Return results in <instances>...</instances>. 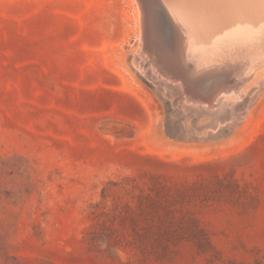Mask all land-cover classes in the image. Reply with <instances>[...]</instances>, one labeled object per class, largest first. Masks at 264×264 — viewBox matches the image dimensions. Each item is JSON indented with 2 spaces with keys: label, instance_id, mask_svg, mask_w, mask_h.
Segmentation results:
<instances>
[{
  "label": "rangeland",
  "instance_id": "374dc122",
  "mask_svg": "<svg viewBox=\"0 0 264 264\" xmlns=\"http://www.w3.org/2000/svg\"><path fill=\"white\" fill-rule=\"evenodd\" d=\"M209 1L0 0V264H264V0Z\"/></svg>",
  "mask_w": 264,
  "mask_h": 264
},
{
  "label": "bare ground",
  "instance_id": "6f19581e",
  "mask_svg": "<svg viewBox=\"0 0 264 264\" xmlns=\"http://www.w3.org/2000/svg\"><path fill=\"white\" fill-rule=\"evenodd\" d=\"M156 1H157V0H156ZM168 1H170V0H168ZM177 1H178V0H177ZM188 1H190V0H188ZM191 1H193V0H191ZM196 1H197V0H196ZM248 1H249V0H248ZM253 1H254V0H253ZM164 2H165V1H164ZM186 2H187V1H186ZM186 2H185V3H186ZM205 2H206V0H205ZM207 2L211 3L209 0H208ZM207 2H206V3H207ZM215 2H216V1H215ZM217 2H219V1H217ZM228 2H229V0H228ZM239 2H240V1H239ZM157 3H159V2H157ZM157 3H156V4H157ZM166 3H168V2H166ZM170 3L173 4V1H171ZM182 3H183V2H182ZM187 3L191 4L190 2H187ZM193 3H194V2H193ZM219 3H220V2H219ZM221 3H222V1H221ZM243 3H244V2H243ZM143 4H144L143 8L145 9L146 13H148V14L150 15V10H151L150 8L153 6V0H143ZM172 4H171V6H172ZM203 4H204V3H203ZM158 5H159V4H158ZM160 5H161V4H160ZM204 5H205V4H204ZM204 5H203V6H204ZM220 5H221V4H220ZM220 5H218V6H220ZM229 5H230V3H229ZM232 5H233V4H232ZM238 5H239V4H238ZM243 5H244V4H243ZM155 6H156V5H155ZM166 6H168V5H166ZM180 6H181V5H180ZM185 6H186V5H185ZM189 6H190V5H188V7H189ZM194 6H197V5H193V7H194ZM199 6H200V5H199ZM227 6H228V5H227ZM240 6H241V5H240ZM157 7L159 8V6H157ZM173 7H174L173 9H175V6H174V5H173ZM182 7H183V6H182ZM188 7H187V8H188ZM190 7H191V6H190ZM207 7H208V6H207ZM209 7H212V6L209 5ZM184 8H185V7H184ZM194 8H195V7H194ZM197 8L199 9L198 6H197ZM212 8H213V7H212ZM212 8H211V9H212ZM219 8H220V7H219ZM230 8H231V7H230ZM195 9H196V8H195ZM198 9H197V10H198ZM241 9H242V8H241ZM177 10H178V9H177ZM180 10H181V9H180ZM183 10H185V9H183ZM190 10H191V9H190ZM202 10H203V7H202L201 11H202ZM220 10H221V9H220ZM237 10H238V9H237ZM143 11H144V10H143ZM174 11H175V10H173V13H174ZM178 11H179V10H178ZM178 11H177V12H178ZM188 11H189V10L187 9V12H188ZM199 11H200V10H199ZM199 11H197V13H198ZM203 11H204V10H203ZM213 11H214V10H213ZM179 12H180V11H179ZM187 12L185 11V13H187ZM190 12H191V11H190ZM190 12H188V13H190ZM192 12H193V11H192ZM192 12L190 13V15L192 14ZM214 12H215V11H214ZM214 12H213V13H214ZM225 12H226V11H225ZM230 12H232V11L230 10ZM161 13H162V12H161ZM194 13H195V12H194ZM200 13H201V12H200ZM203 13H204V12H203ZM231 14H232V13H231ZM243 14L246 15L245 12H244ZM179 15H180V14H179ZM202 15H204V14H202ZM202 15H201V17H203ZM206 15H207V14H206ZM208 15H209V13H208ZM227 15H228V14H227ZM239 15H240V14H239ZM239 15H238V16H239ZM183 16H185V15H183ZM186 16H187V14H186ZM238 16H237V17H238ZM176 17H177V16H176ZM205 17H206V16H205ZM209 17H210V15H209ZM154 18H155V17H154ZM169 18H170V17H169ZM177 18H178V17H177ZM180 18H181V17H180ZM180 18H179V19H180ZM182 18H183V17H182ZM185 18H186V17H185ZM191 18H193V16H191ZM150 19L152 20V18H150ZM170 19H171V18H170ZM206 19H207V17H206ZM210 19H211V18H210ZM218 19H219V18H218ZM223 19H224V18H223ZM239 19H240V18H239ZM156 20H157V19H156ZM200 20H202V19L200 18ZM203 20H205V19H203ZM228 20H230V19H228ZM164 21H165V20H164ZM208 21H209V20H208ZM217 21H218V20H217ZM223 21H225V20H223ZM230 21H231V20H230ZM250 21H251V20H250ZM259 21H260V20H259ZM176 22H177V21H176ZM211 22H213V21H211ZM219 22H220V21H219ZM156 23H157V21H156ZM228 23H229V22H228ZM142 24H143V23H142ZM166 24H167V23H166ZM190 24H192V23H190ZM230 24H231V23H229V25H230ZM195 25H196V24H195ZM227 25H228V24H227ZM218 26H219V25H218ZM225 26H226V25H225ZM146 27H147V26H146ZM161 27H162V26H161ZM164 27H165V26H164ZM144 28H145V27H144ZM159 28H160V27H159ZM159 28H157V29H159ZM166 28H167V27H166ZM175 28H176V27H175ZM147 29H148V28H147ZM154 29H155V28H154ZM168 29H169V27H168ZM172 29H173V28H172ZM188 29H190V28H188ZM148 30H150V29H148ZM183 30H184V29H183ZM194 30H195V29H194ZM205 30H206V29H205ZM150 31H152V30H150ZM158 31H159V30H158ZM165 31H166V30H165ZM170 31H171V30H170ZM200 31H201V29H200ZM216 31H217V30H216ZM244 31H245V30H244ZM145 32H146V30H145ZM166 32H167V31H166ZM175 32H176V31H175ZM193 32H194V31H193ZM206 32H207V31H206ZM217 32H218V31H217ZM246 32H247V31H246ZM260 32H261V31H260ZM157 33H158V32H157ZM185 33H186V31H185ZM185 33H184V34H185ZM187 33H188V32H187ZM194 33H195V32H194ZM200 33H201V32H200ZM200 33H199V34H200ZM252 33H253V32H252ZM144 34H145V33H144ZM208 34H210V33H208ZM220 34H221V32H220ZM220 34L218 33V37H219ZM222 34H223V33H222ZM179 35H180V34H179ZM188 35H189V34H188ZM194 35H195V34H194ZM200 35H201V34H200ZM214 35H215V33H214ZM237 35H238V34H237ZM249 35H250V34H249ZM202 36H203V35H202ZM205 36H206V35H205ZM215 36H216V35H215ZM143 37H145V36H143ZM185 37H186V36H185ZM193 37H194V36H193ZM195 37H196V39L199 38V37L197 38L196 35H195ZM203 37H204V36H203ZM239 37H240V36H239ZM176 38H177V37H176ZM201 38H202V37H201ZM147 39H148V38H147ZM147 39H146V40L144 39V40L147 41ZM196 39H195V40H196ZM208 39H209V38H208ZM253 39H254V38H253ZM258 39H259V38H258ZM151 40H152V39H151ZM190 40H191V38H190ZM202 40H203V39H202ZM158 41H159V40H158ZM196 41H197V40H196ZM204 41H205V40H204ZM214 41H215V40H214ZM249 41H250V40H249ZM249 41H248V42H249ZM177 42H178V41H177ZM185 42H186V41H185ZM187 42H188V41H187ZM187 42H186V43H187ZM189 43H190V42H189ZM201 43H202V42H201ZM204 43H205V42H204ZM208 43H211V42H208ZM212 43H213V41H212ZM212 43H211V44H212ZM245 43H246V42H245ZM255 43H256V42H255ZM259 43H260V42H259ZM194 44H195V42L193 43V46L196 47V45H194ZM249 44H250V43H249ZM253 44H254V43H253ZM253 44H252V45H253ZM164 45H165V44H164ZM199 45H200V44H199ZM202 45H203V43H202ZM207 45H208V44H207ZM212 45H213V44H212ZM242 45H243V44H242ZM244 45H245V44H244ZM244 45H243V46H244ZM158 46H159V44H158ZM178 46H179V45H178ZM178 46H177V47H178ZM190 46H191V44H190ZM193 46H192V47H193ZM197 46H198V45H197ZM203 46H204V45H203ZM208 46H209V45H208ZM208 46H207V47H208ZM213 46L215 47L216 45H213ZM218 46H219V45H218ZM240 46H241V45H240ZM240 46H239V47H240ZM248 46H249V45H248ZM248 46H247V47H248ZM254 46H255V45H254ZM257 46H258V45H257ZM163 47H165V46H163ZM185 47H186V46H185ZM188 47H189V46H188ZM207 47H206V48H207ZM209 47H210V46H209ZM259 47H260V46H259ZM259 47H258V49H259ZM186 48H187V47H186ZM189 48H190V47H189ZM199 48H200V47H199ZM201 48H202V46H201ZM210 48H211V47H210ZM220 48H221V47H220ZM220 48H215V49H218V51H220V50H221ZM242 48H243V47H242ZM245 48H246V47H245ZM256 48H257V47H256ZM263 48H264V47H263ZM159 49H160V47H159ZM159 49H158V50H159ZM164 49H165V48H164ZM190 49H191V48H190ZM190 49H189V50H190ZM196 49H197V47L195 48V50H196ZM204 49H205V48H204ZM207 49H208V48H207ZM219 49H220V50H219ZM174 50H175V49H174ZM184 50H187V49H184ZM193 50H194V47H193ZM240 50H241V49H240ZM248 50H249V48H248ZM252 50H253V49H252ZM160 51H162V50L160 49ZM215 51H216V50H214L213 52L215 53ZM234 51H235V50H234ZM242 51H243V50H242ZM245 51L247 52V48L245 49ZM255 51H256V50H255ZM258 51H259V50H258ZM258 51H257V52H258ZM260 51H262V50L260 49ZM158 52H159V51H158ZM176 52H177V51H176ZM181 52H182V51H181ZM195 52H198V49H197ZM203 52H204V50H203ZM248 52H249V51H248ZM257 52H256V53H257ZM162 53H163V52H162ZM166 53H167V52H166ZM173 53H175V51H174ZM182 53H183V52H182ZM182 53H181V54H182ZM188 53H189V52H188ZM192 53H193V52H192ZM226 53H227V51H226ZM241 53H243V52H241ZM160 54H161V53H160ZM168 54H169V53H168ZM175 54H177V53H175ZM199 54H200V53H199ZM211 54H212V53H211ZM217 54H218V53H217ZM232 54H233V53H232ZM259 54H260V53H259ZM183 55H184V53H183ZM189 55H191V53H190ZM202 55H203V54H202ZM207 55H208V54H207ZM209 55H210V54H209ZM212 55H213V54H212ZM222 55H223V54H222ZM227 55H228V54H227ZM247 55H248V54H247ZM254 55H255V54H254ZM256 55H257V54H256ZM171 56H172V55H171ZM184 56H185V55H184ZM184 56H183V57H184ZM187 56H188V55H187ZM214 56H215V55H214ZM214 56L212 57L213 59H214ZM168 57H169V56H168ZM174 57H175V56H174ZM185 57H186V56H185ZM189 57H190V56H189ZM209 57H210V56H209ZM232 57H234V56H232ZM239 57H240V56H239ZM250 57H251V56H250ZM237 58H238V56H237ZM246 58H247V57H246ZM251 58H252V57H251ZM263 58H264V56H263ZM161 59H162V58H161ZM172 59H174V58L172 57ZM199 59H200V58H198V61H199ZM208 59H210V58H208ZM219 59H221V58H219ZM222 59H224V58H222ZM222 59H221V60H222ZM239 59H240V58H239ZM248 59H250V58H248ZM166 60H167V59H166ZM170 60H171V59L169 58V61H170ZM175 60H176V59H175ZM178 60H179V59H178ZM181 60H182V59H181ZM191 60H192V59H191ZM237 60H238V59H237ZM237 60H236V61H237ZM252 60H253V59H252ZM258 60H259V59H258ZM261 60H262V59H261ZM160 61H161V60H160ZM162 61H163V60H162ZM171 61H172V60H171ZM206 61H207V60H206ZM219 61H220V60H219ZM227 61H228V60H227ZM232 61H235V60H232ZM236 61H235V62H236ZM246 61H247V60H246ZM249 61H250V60H249ZM220 62H221V61H220ZM223 62H224V60H223ZM242 62L244 63V61H242ZM242 62H241V63H242ZM253 62H254V61H253ZM258 62H261V61L259 60ZM172 63H173V62H172ZM202 63H203V61H202ZM202 63H201V64H202ZM205 63H206V62H205ZM208 63H209V62H208ZM229 63H230V62H229ZM233 63H234V62H233ZM254 63H255V62H254ZM183 64H184V63H183ZM244 64H245V63H244ZM246 64H247V62H246ZM248 64H249V63H248ZM185 65H186V63H185ZM225 65H227V64H225ZM228 65H229V64H228ZM252 65H253V64H252ZM210 66H212V65H210ZM210 66H209V67H210ZM230 66H231V64H230ZM236 66H237V63H236ZM238 66H239V65H238ZM204 67H205V66H204ZM180 68H181V67H180ZM191 68H192V67H191ZM198 68H199V67H198ZM205 68H206V67H205ZM224 68H225V67H224ZM233 68H234V67H233ZM254 68H255V67H254ZM193 69H194V68H193ZM196 69H197V68H196ZM202 69H203V67H202ZM206 69H207V68H206ZM219 69H220V68H219ZM245 69H246V67H245ZM251 69H252V68H250V70H251ZM182 70H183V69H182ZM231 70H232V69H231ZM246 70H247V69H246ZM252 70H253V69H252ZM166 71H167V70H166ZM172 71H173V70H172ZM180 71H181V70H180ZM237 71H238V70H237ZM239 71H240V70H239ZM248 71H249V70H248ZM175 72H176V71H175ZM216 72H217V71H215V73H216ZM241 72H243V70H242ZM170 73H171V72H170ZM186 73H187V72H186ZM203 73H204V72H203ZM218 73H219V72H218ZM237 73H238V72H237ZM254 73H255V74H254V82H253V83L259 82V81H258L259 79H263V77H264V71H260V72H259V71H256V72H254ZM247 74H248V72H247ZM170 75H171V74H170ZM173 75H174V73H173ZM206 75H207V74H206ZM208 75H209V74H208ZM216 75L218 76V75H221V74H216ZM212 76H213V75H212ZM240 76H241V75H240ZM247 76H248V75H247ZM219 77H221V76H219ZM227 77H228V76H227ZM244 77H246V76H244ZM181 78H182V77H181ZM181 78H179V79H181ZM246 78H247V77H246ZM182 79H184V78H182ZM196 79H197V77H196ZM201 79H202V78H201ZM216 79H217V77H216ZM242 79H243V77H242ZM248 79H249V76H248ZM187 80H188V79H187ZM205 80H207V79H204V81H205ZM249 80H250V79H249ZM251 80H252V79H251ZM189 81H190V80H189ZM218 81H220V80H218ZM218 81L216 82L217 84H218ZM224 81H225V80H224ZM186 82H187V81H186ZM200 82H201V81H200ZM214 82H215V81H214ZM229 82H231V81H229ZM229 82H227V83H229ZM236 82H237V81H236ZM263 82H264V81H263ZM198 83H199V82H198ZM182 84H183V83H182ZM219 85H220V84H219ZM237 85H238V84H237ZM184 86H185V85H184ZM225 86H226V85H225ZM249 86H250V84H249ZM189 87H190V86H189ZM243 87H244V86H243ZM225 88H226V87H225ZM232 88H233V87H232ZM228 89H229V88H228ZM188 90H189V89H188ZM233 90H234V89H233ZM236 90H237V89H236ZM244 90H245V89H244ZM190 91H191V90H190ZM190 91H189V92H190ZM208 91H209V89H208ZM226 91H227V90H226ZM229 91H230V90H229ZM234 91H235V90H234ZM241 91H242V89H241ZM204 93H205V92H204ZM240 93H241V92H240ZM199 94H200V93H199ZM233 95H234V94H233ZM209 96H210V95H209ZM193 97H194V96H193ZM195 97H196V95H195ZM208 98H209V97H208ZM199 100H200V99H199ZM216 100H217V99H216ZM193 101H194V100H193ZM210 102H211V101H210Z\"/></svg>",
  "mask_w": 264,
  "mask_h": 264
},
{
  "label": "water",
  "instance_id": "95a60500",
  "mask_svg": "<svg viewBox=\"0 0 264 264\" xmlns=\"http://www.w3.org/2000/svg\"><path fill=\"white\" fill-rule=\"evenodd\" d=\"M234 32H235V31H234ZM242 33H243V32H242ZM242 33H241V34H242ZM242 35H243V36H240V38H235L234 35H233V32H225L223 38L220 37V42H218V43L221 44L222 48H224V49H228V50H240L241 47H238L239 44H240V41H239L238 39H245V38H244V33H243ZM145 42H146V41H145ZM263 43H264V42H263ZM159 56H160V55H159ZM159 56H158L157 58H156V57H153V58H152L156 64H158L159 62H161V61H158V60H159ZM162 63H163V62H162ZM258 67H264V64H261V65L258 66ZM159 68L162 70L163 73H165V75H166L167 77H169V78H173V79H177V78L172 77L170 74H168V73L166 72V69H165V67H164V63H163V65H159ZM252 76H253V75L251 74L250 77H252ZM182 85H183V87H184L185 92L189 95V92H187L186 89H185L184 83H183ZM189 96H190V95H189ZM190 98H191V96H190ZM191 100L193 101V99H191ZM194 101L198 102L199 104H202L203 102H205V101L200 102V101H198V100H194ZM206 103L210 106V104H209L207 101H206ZM211 105H212V104H211Z\"/></svg>",
  "mask_w": 264,
  "mask_h": 264
}]
</instances>
